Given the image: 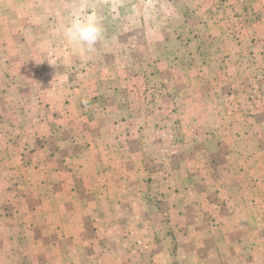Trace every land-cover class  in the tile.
I'll return each mask as SVG.
<instances>
[{
	"label": "rangeland",
	"instance_id": "obj_1",
	"mask_svg": "<svg viewBox=\"0 0 264 264\" xmlns=\"http://www.w3.org/2000/svg\"><path fill=\"white\" fill-rule=\"evenodd\" d=\"M74 18L102 25L93 50L64 37ZM47 127L44 190L92 194L63 207L116 247L264 264V0H0L1 146L43 149Z\"/></svg>",
	"mask_w": 264,
	"mask_h": 264
},
{
	"label": "crops",
	"instance_id": "obj_2",
	"mask_svg": "<svg viewBox=\"0 0 264 264\" xmlns=\"http://www.w3.org/2000/svg\"><path fill=\"white\" fill-rule=\"evenodd\" d=\"M47 128L46 137L43 139V142L47 143L42 144L43 149L37 147L39 138H33L34 135H32L33 139L30 136L23 138L29 147L24 143L22 148H19V143L16 146L18 139L10 134L5 140L7 145L4 148L1 146L4 140L1 132L4 131L0 129V264H83L77 257L80 255L84 257V253L86 256L89 253L87 257L90 258L91 264H170L171 261L158 260L156 256L159 257V255H154L147 248L139 249L137 253L132 247L125 246L128 250L122 249L121 245L116 247L110 241L114 235L112 229L107 230L106 234L104 228L100 231L99 227L93 226L92 217L89 221L86 219L87 216L76 210L67 211V207H63L69 200L75 205L74 209L80 211L81 201L94 198L87 191L82 192L85 196L83 199L78 192L66 195L67 192L63 189L61 197H53L50 192L44 190L50 187L47 183L50 177L59 175L60 181L62 180L59 170L63 165L61 163L52 169L46 162V165L42 166L45 158L41 157L52 152H48V148L53 147L51 144L53 139L48 136L53 137V133L55 134L52 127ZM10 131H12L11 128ZM30 138L32 141H29ZM59 144L66 149L65 153L76 150V145H79L81 153H84L82 143H77L74 139L72 141L68 137L63 140L59 138ZM93 153L95 151H92ZM95 155L97 156V153ZM23 159H25V165L22 163ZM53 198H57L55 204H60L61 211L58 213L53 212ZM41 200L43 202L36 205V202ZM105 237H109L108 240L101 241L106 239ZM163 246H158L161 256L164 252ZM213 250L208 252L204 248L191 245L188 249L190 254L188 264H224L220 251ZM72 252H76V260L72 256H67ZM118 252L129 254L125 255L126 258L121 262L113 261ZM51 253H58V258L53 259L55 255H50ZM92 253L93 260H91ZM142 253H144L143 258L140 255ZM149 253L153 254L152 263L147 257ZM23 258L27 263H23ZM222 260L223 263H221Z\"/></svg>",
	"mask_w": 264,
	"mask_h": 264
},
{
	"label": "clouds",
	"instance_id": "obj_3",
	"mask_svg": "<svg viewBox=\"0 0 264 264\" xmlns=\"http://www.w3.org/2000/svg\"><path fill=\"white\" fill-rule=\"evenodd\" d=\"M104 30L98 21L74 18L65 28L64 37L80 46L93 50L98 41L103 39Z\"/></svg>",
	"mask_w": 264,
	"mask_h": 264
}]
</instances>
